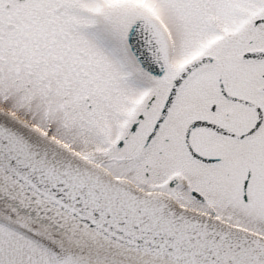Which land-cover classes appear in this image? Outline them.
<instances>
[{
	"label": "flooded vegetation",
	"instance_id": "1",
	"mask_svg": "<svg viewBox=\"0 0 264 264\" xmlns=\"http://www.w3.org/2000/svg\"><path fill=\"white\" fill-rule=\"evenodd\" d=\"M63 1L20 2L26 12L36 17L30 36L34 43L24 41L20 46L21 51L27 53L25 58L35 66V73L30 77L36 80L37 92L45 99L60 100V111L64 113L56 117L61 123L69 121L64 129L70 136L82 144L83 138H88L89 129L100 132L101 125L105 127V122L113 115L127 124L111 133L113 137L105 140L98 154L102 162L129 165L138 187L165 193L186 208L206 213L213 210L215 216L225 220L218 215V206L230 212L234 210L235 170L240 168L237 183L243 202L248 203L257 172L247 160L236 165L235 158L237 148L255 141L264 161V54L258 59L252 58L253 52L264 51V23H255L264 19V12L253 24L243 21V27L232 28V32L227 28L221 30V39L212 35L210 38L215 42L206 40L210 48L198 57H209L211 61L186 79L179 90L182 94L180 111H169L151 137L162 113L160 99L168 87L167 75L157 79L165 84L153 93L145 106L126 111L125 116L121 114L123 111H111L107 106V92L109 89L113 94L118 93L122 78L114 68L118 67L114 64V51L105 52L103 46L94 41L100 42L108 25L117 24V17L113 20L100 11L90 14L78 0ZM77 14L83 17H75ZM109 30L117 43L119 40L121 48L120 33ZM44 31L48 37H44ZM19 36L25 40L23 32ZM32 85L33 82L27 88ZM226 95L252 102L258 108L230 100ZM259 119L261 124L252 136L235 138L251 131ZM194 122L200 125L188 134ZM187 141L201 158L212 162L193 159L186 149ZM178 148L188 156L189 164L195 166L189 177L186 176L187 165L177 162ZM193 192L200 198L194 197Z\"/></svg>",
	"mask_w": 264,
	"mask_h": 264
},
{
	"label": "water",
	"instance_id": "2",
	"mask_svg": "<svg viewBox=\"0 0 264 264\" xmlns=\"http://www.w3.org/2000/svg\"><path fill=\"white\" fill-rule=\"evenodd\" d=\"M125 44L142 72L160 77L170 65L171 42L157 18L137 20ZM203 63L199 58L179 72L163 116L185 78ZM0 199L10 203L0 215L12 221L56 228L145 264H264V236L114 178L2 109Z\"/></svg>",
	"mask_w": 264,
	"mask_h": 264
},
{
	"label": "rangeland",
	"instance_id": "3",
	"mask_svg": "<svg viewBox=\"0 0 264 264\" xmlns=\"http://www.w3.org/2000/svg\"><path fill=\"white\" fill-rule=\"evenodd\" d=\"M63 1V0H62ZM90 14L100 11L107 17H117L116 25L109 24L108 29L96 45H102L105 52H113L117 75H120L118 93L107 92V106L111 111H136L145 106L147 101L165 83L154 81L148 75L140 73L127 60L124 46L122 50L111 34V30L119 32L123 41L130 24L139 16H154L162 21L168 29L173 41L172 64L167 73L168 87L160 100L161 106L167 96L173 76L189 61L210 48L215 37L221 39V30L243 27V23L253 24V20L264 12V0H78ZM65 2V1H63ZM78 12L79 11H75ZM26 13H29L26 16ZM75 17H83L77 14ZM119 19V20H118ZM36 17L26 12L18 0H0V109L7 111L21 121L31 125L41 133L62 143L77 154L108 170L114 177L125 178L136 184L129 165L102 162L99 151L103 149L111 133H116L120 126L127 124L125 120H116L113 115L100 127V132H91L88 138H83L82 144L70 136L64 129L65 124L56 116H62L60 100L45 99L39 94L34 79L35 66L28 61L20 45L33 44L32 28ZM244 21V22H243ZM114 23V22H113ZM25 24V26H24ZM261 26L260 28H262ZM23 32L24 38H20ZM225 32V31H224ZM219 33V35L217 34ZM44 37L49 34L43 32ZM214 35V38H210ZM215 39V40H216ZM206 40L208 41L207 44ZM210 41V42H209ZM215 42V41H213ZM221 48V47H220ZM219 48V49H220ZM10 49V51H7ZM108 58V57H107ZM111 58V57H110ZM114 76L113 69H111ZM36 77V76H35ZM113 78V77H111ZM33 85L27 88V85ZM42 96V97H41ZM182 94L178 95L171 111H180ZM60 102V103H59ZM115 139V137L113 138ZM236 165H242L244 160L251 162L257 175L252 180L249 191V202L244 203L241 198V187L237 176L242 169L236 168V186L233 208L230 212L218 206V215L232 224L264 235V161L261 159L258 144L255 141L239 147L236 150ZM177 162L187 165L186 176L193 174L195 166L189 164L188 156L178 148ZM189 165V166H188ZM238 194V195H237ZM237 195V196H236ZM219 199V198H218ZM220 200L224 201V199ZM231 204V201L229 202ZM236 205V206H235ZM235 206V207H234ZM220 211V212H219ZM31 229L38 236H31L18 228V223L0 218V264H122L107 261L105 257L92 252L78 249L61 241L53 240L40 228H32L28 223L26 230ZM60 252L59 253H57ZM72 255L73 258H72ZM78 264V263H77Z\"/></svg>",
	"mask_w": 264,
	"mask_h": 264
},
{
	"label": "bare ground",
	"instance_id": "4",
	"mask_svg": "<svg viewBox=\"0 0 264 264\" xmlns=\"http://www.w3.org/2000/svg\"><path fill=\"white\" fill-rule=\"evenodd\" d=\"M129 31V30H128ZM186 81V80H185ZM184 81V82H185ZM184 82L182 83V85L184 84ZM182 85L180 86V88L182 87ZM169 198H171L170 196H168ZM178 206L180 207H183L182 205H180L175 199L173 200ZM10 205L9 202H5V201H2L0 199V209L2 207H8ZM4 209V208H2ZM200 213H203V214H206V212L204 211H198ZM27 214V213H26ZM25 214V215H26ZM208 214V213H207ZM30 216V215H29ZM40 226V225H39ZM39 226H36V228H38ZM42 226L41 227V230L45 231L46 235L48 234L49 236H51L53 238V240H57V241H61V242H64L66 244H69L71 246H74L78 249H82V250H85L87 252H92L94 254H98L100 256H103L105 257V259H107V261H111V262H118V263H122V264H145V263H142L141 261H138V260H131V259H128V257H118V255H115V254H109L108 251H103V250H100V249H97V248H94L84 242H81V241H78L77 239H74V238H71V237H68L66 235L65 232L63 231H60L59 229H56V228H48V227H44ZM74 255H72L73 257ZM78 264H81L80 262H76ZM152 264H160V263H152Z\"/></svg>",
	"mask_w": 264,
	"mask_h": 264
}]
</instances>
